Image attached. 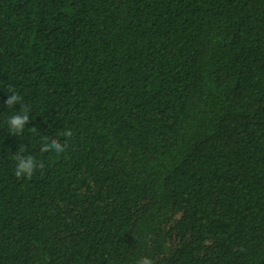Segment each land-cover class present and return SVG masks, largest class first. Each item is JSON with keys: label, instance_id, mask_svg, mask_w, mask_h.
I'll return each instance as SVG.
<instances>
[{"label": "trees", "instance_id": "16d2710c", "mask_svg": "<svg viewBox=\"0 0 264 264\" xmlns=\"http://www.w3.org/2000/svg\"><path fill=\"white\" fill-rule=\"evenodd\" d=\"M145 257L264 264V0H0V264Z\"/></svg>", "mask_w": 264, "mask_h": 264}, {"label": "clouds", "instance_id": "9594fccd", "mask_svg": "<svg viewBox=\"0 0 264 264\" xmlns=\"http://www.w3.org/2000/svg\"><path fill=\"white\" fill-rule=\"evenodd\" d=\"M17 97L15 95H12L8 101H7V104L9 105H12L14 101H16ZM13 124L15 125H20L22 123V121L20 119H14L12 121ZM46 151V150H45ZM62 153V152H61ZM20 169L21 171H24L27 173V176L30 178L33 174V171H32V163L31 161H29L28 163H21L20 165ZM21 171H16V176L17 177H20L21 176ZM139 264H153V261L150 260L149 258L145 257V258H142L140 261H139Z\"/></svg>", "mask_w": 264, "mask_h": 264}]
</instances>
